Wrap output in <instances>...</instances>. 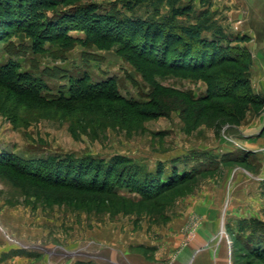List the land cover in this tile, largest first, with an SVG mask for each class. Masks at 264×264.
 Here are the masks:
<instances>
[{
	"label": "rangeland",
	"instance_id": "obj_1",
	"mask_svg": "<svg viewBox=\"0 0 264 264\" xmlns=\"http://www.w3.org/2000/svg\"><path fill=\"white\" fill-rule=\"evenodd\" d=\"M129 1L46 17L93 5L198 27L235 55L188 65L117 28L91 31L98 43L74 28L35 52L13 23L0 44L16 66L0 72V264H264V0Z\"/></svg>",
	"mask_w": 264,
	"mask_h": 264
},
{
	"label": "trees",
	"instance_id": "obj_2",
	"mask_svg": "<svg viewBox=\"0 0 264 264\" xmlns=\"http://www.w3.org/2000/svg\"><path fill=\"white\" fill-rule=\"evenodd\" d=\"M71 1L0 0V44L7 40H5V38H8V35H5L8 32L7 29H12L11 25L14 23L16 26H25L26 35L32 40L35 52H41L42 47L58 35L70 41V32L77 28L87 32L88 40L90 39L91 31L102 28L106 31H112L117 28L125 33L127 32V34L137 35V39H143L150 42V44L154 43L157 46L160 43L159 45L163 46L165 55H167L169 50L174 53L179 51L184 60H189L187 61L188 65L200 66L207 59L212 62L217 56L222 57L223 61H230L232 59L230 56L235 55L236 49L225 47L219 40L208 41L204 39L202 31L198 27H181L174 23L161 24L141 19L126 18L116 10L111 14L104 15L94 12L97 8L93 5H70L71 7L67 12L60 13L52 18L46 17V12L58 9L60 4L69 7ZM143 1L146 0H130L129 3H126V6L128 9H132L134 3L136 5ZM174 15L178 16L181 14L176 11ZM81 20H84V25L79 27L76 23ZM14 25L13 27H16ZM90 42L98 43V40L91 38ZM6 68H16V66L13 63L0 64V72L6 71ZM21 76V74H15L16 79H20ZM71 91L74 92L73 88ZM148 178L161 181L163 171L160 170L154 178Z\"/></svg>",
	"mask_w": 264,
	"mask_h": 264
},
{
	"label": "bare ground",
	"instance_id": "obj_3",
	"mask_svg": "<svg viewBox=\"0 0 264 264\" xmlns=\"http://www.w3.org/2000/svg\"><path fill=\"white\" fill-rule=\"evenodd\" d=\"M220 236H221V234H220Z\"/></svg>",
	"mask_w": 264,
	"mask_h": 264
}]
</instances>
